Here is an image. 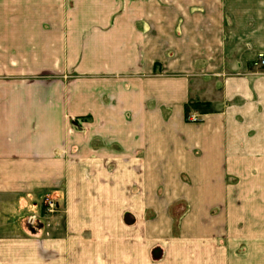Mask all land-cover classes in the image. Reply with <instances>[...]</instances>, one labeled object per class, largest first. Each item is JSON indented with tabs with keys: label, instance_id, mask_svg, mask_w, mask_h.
Instances as JSON below:
<instances>
[{
	"label": "crops",
	"instance_id": "1",
	"mask_svg": "<svg viewBox=\"0 0 264 264\" xmlns=\"http://www.w3.org/2000/svg\"><path fill=\"white\" fill-rule=\"evenodd\" d=\"M248 1L0 0V245L17 264H228L227 204L264 172Z\"/></svg>",
	"mask_w": 264,
	"mask_h": 264
},
{
	"label": "rangeland",
	"instance_id": "2",
	"mask_svg": "<svg viewBox=\"0 0 264 264\" xmlns=\"http://www.w3.org/2000/svg\"><path fill=\"white\" fill-rule=\"evenodd\" d=\"M251 6L256 7L257 3H260L264 7V0H249ZM256 68V67H254ZM264 70V69H260ZM264 71H261L260 74ZM255 176L256 174L253 173ZM257 179H260L261 187L259 189L252 190L250 195L249 203H233L227 204L229 209L234 213L235 219L232 221V225L235 228V232L238 235L234 236L233 245L228 241H225V237H219V257L222 256L223 252L225 257L227 256V263L230 264V256H233V264H264V172L260 173ZM259 191V193H257ZM254 192V193H253ZM46 199L45 202H47ZM50 201V200H49ZM54 204V203H53ZM55 205V204H54ZM53 208L52 212H49L47 203L42 204L41 208V219L42 226L49 227V217L55 214L56 210ZM186 208V209H185ZM47 210V211H46ZM188 210L187 204H178L173 206V213L177 216L175 220L174 227L176 231V226L178 224L179 217ZM46 212V213H45ZM34 218L29 217L25 223L29 225L33 223ZM8 229V228H7ZM11 231L10 229H8ZM7 232L1 235L0 241H13V235ZM16 244V243H15ZM228 246V249H227ZM231 246L233 248H231ZM6 247V246H5ZM4 246L0 245V264H17L18 252L17 248H12L9 250ZM227 249V250H226ZM232 249V250H231ZM229 250V251H228ZM154 256V255H153ZM156 258H158L156 256Z\"/></svg>",
	"mask_w": 264,
	"mask_h": 264
},
{
	"label": "built area",
	"instance_id": "3",
	"mask_svg": "<svg viewBox=\"0 0 264 264\" xmlns=\"http://www.w3.org/2000/svg\"><path fill=\"white\" fill-rule=\"evenodd\" d=\"M253 67H256V69H264V54L261 53L257 55L256 60L253 63ZM196 119L197 118L195 117H190L189 120L195 121ZM46 203L49 207L48 211L52 212L55 205L51 201H47Z\"/></svg>",
	"mask_w": 264,
	"mask_h": 264
}]
</instances>
